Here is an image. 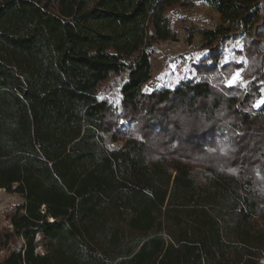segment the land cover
<instances>
[{
  "label": "trees",
  "instance_id": "trees-1",
  "mask_svg": "<svg viewBox=\"0 0 264 264\" xmlns=\"http://www.w3.org/2000/svg\"><path fill=\"white\" fill-rule=\"evenodd\" d=\"M260 1L204 0L207 56L146 91L184 0H0V264H264Z\"/></svg>",
  "mask_w": 264,
  "mask_h": 264
},
{
  "label": "rangeland",
  "instance_id": "rangeland-1",
  "mask_svg": "<svg viewBox=\"0 0 264 264\" xmlns=\"http://www.w3.org/2000/svg\"><path fill=\"white\" fill-rule=\"evenodd\" d=\"M260 4L264 6V0H261ZM170 19L176 38L175 40L157 41L152 45L151 77L143 84V90L150 91L158 87H174L179 79L189 77L193 73L191 63L197 62L208 54V51L203 47L204 40L200 30L214 28L221 23L219 14L206 5L204 0H184L183 5H177L170 10ZM237 42L241 44L240 37L232 38L223 45L220 64L224 62L225 58H227V61L242 58L235 53V49L239 48L236 47ZM242 61L245 62L243 58L240 62ZM237 70L242 75L243 69L239 68L234 71ZM230 75L225 76L224 81ZM242 79L248 81V78L243 75ZM99 96L106 97L119 109V91L113 82L106 83ZM130 126L131 124H127L123 128L127 129ZM119 144L120 142H115L112 146H118ZM23 201L24 199L20 195L9 194L0 189V227L7 224V212ZM38 238L39 236L36 237V240ZM37 249L44 250L41 244L37 246ZM4 254L5 252L1 251L0 258Z\"/></svg>",
  "mask_w": 264,
  "mask_h": 264
},
{
  "label": "snow or ice",
  "instance_id": "snow-or-ice-1",
  "mask_svg": "<svg viewBox=\"0 0 264 264\" xmlns=\"http://www.w3.org/2000/svg\"><path fill=\"white\" fill-rule=\"evenodd\" d=\"M236 47H242V45L239 42H237ZM240 60H242V58L237 59L236 62L239 63ZM224 63H227V58H225ZM224 83L225 86L229 88L234 87L238 84L241 86H247V82L243 81L241 72L239 70L232 72L230 77L227 80H225ZM260 105H264V94H261V96L256 101V104L254 106L259 107Z\"/></svg>",
  "mask_w": 264,
  "mask_h": 264
},
{
  "label": "built area",
  "instance_id": "built-area-1",
  "mask_svg": "<svg viewBox=\"0 0 264 264\" xmlns=\"http://www.w3.org/2000/svg\"><path fill=\"white\" fill-rule=\"evenodd\" d=\"M124 126H127V124L125 123V124H123ZM129 128V127H128Z\"/></svg>",
  "mask_w": 264,
  "mask_h": 264
},
{
  "label": "water",
  "instance_id": "water-1",
  "mask_svg": "<svg viewBox=\"0 0 264 264\" xmlns=\"http://www.w3.org/2000/svg\"><path fill=\"white\" fill-rule=\"evenodd\" d=\"M262 262H264V259L262 260Z\"/></svg>",
  "mask_w": 264,
  "mask_h": 264
}]
</instances>
